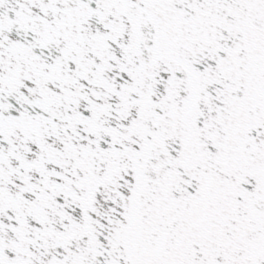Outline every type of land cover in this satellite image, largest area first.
Listing matches in <instances>:
<instances>
[{"label": "snow or ice", "instance_id": "obj_1", "mask_svg": "<svg viewBox=\"0 0 264 264\" xmlns=\"http://www.w3.org/2000/svg\"><path fill=\"white\" fill-rule=\"evenodd\" d=\"M0 264H264V0H0Z\"/></svg>", "mask_w": 264, "mask_h": 264}]
</instances>
